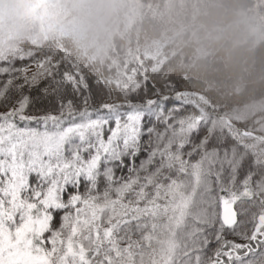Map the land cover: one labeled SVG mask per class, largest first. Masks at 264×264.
I'll return each mask as SVG.
<instances>
[{
    "label": "snow or ice",
    "instance_id": "1",
    "mask_svg": "<svg viewBox=\"0 0 264 264\" xmlns=\"http://www.w3.org/2000/svg\"><path fill=\"white\" fill-rule=\"evenodd\" d=\"M32 63L0 60V264H264V117Z\"/></svg>",
    "mask_w": 264,
    "mask_h": 264
},
{
    "label": "trees",
    "instance_id": "2",
    "mask_svg": "<svg viewBox=\"0 0 264 264\" xmlns=\"http://www.w3.org/2000/svg\"><path fill=\"white\" fill-rule=\"evenodd\" d=\"M115 1L109 12L120 24L112 23L113 16L100 22L94 54L72 55L81 38L66 31L70 42L63 43V35L46 24L18 36H24L25 48L40 53L47 42L60 45L55 60L101 81L117 96L145 78L179 82L180 90L198 98L264 117V0H138L139 13L131 21L122 0ZM11 60L15 55L5 59Z\"/></svg>",
    "mask_w": 264,
    "mask_h": 264
},
{
    "label": "rangeland",
    "instance_id": "3",
    "mask_svg": "<svg viewBox=\"0 0 264 264\" xmlns=\"http://www.w3.org/2000/svg\"><path fill=\"white\" fill-rule=\"evenodd\" d=\"M250 1L247 0V2ZM122 2L121 6L125 12L129 11L127 17L131 21L133 16L139 13L137 12L139 11L138 0H122ZM114 3H116L115 0H110L109 6L103 13H92L84 9L83 0H0V60L11 59L12 55H15V59H19L21 56L25 58L30 56L33 61L30 67L34 72L39 71L41 61L47 65L55 60V55L60 52V45L56 44L53 48V43L47 42L48 48L45 47L43 49L45 52L40 53L38 50L40 48H25L24 36H18L19 33L24 34V31L30 28L37 32L40 24L49 25L52 27L53 33L57 32V35H63L60 37L63 43L70 42L66 31L81 38L78 45L75 42L74 49L76 50H73L72 55L77 56L80 51L89 53L90 50L94 54V39L100 40L102 37L97 34L98 28L101 26L100 22L104 18L108 20L113 16L112 23L120 24L117 16L109 12L110 6H113ZM2 20L4 23L1 22ZM261 22L259 21L260 25H262ZM74 38L77 41V37ZM7 50L12 53V55L10 52L8 53L9 57Z\"/></svg>",
    "mask_w": 264,
    "mask_h": 264
},
{
    "label": "clouds",
    "instance_id": "4",
    "mask_svg": "<svg viewBox=\"0 0 264 264\" xmlns=\"http://www.w3.org/2000/svg\"><path fill=\"white\" fill-rule=\"evenodd\" d=\"M110 0H83V7L92 13H103L109 6Z\"/></svg>",
    "mask_w": 264,
    "mask_h": 264
}]
</instances>
